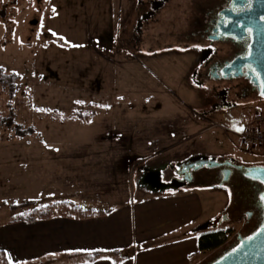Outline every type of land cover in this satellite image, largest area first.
Returning <instances> with one entry per match:
<instances>
[{"label":"rangeland","instance_id":"rangeland-1","mask_svg":"<svg viewBox=\"0 0 264 264\" xmlns=\"http://www.w3.org/2000/svg\"><path fill=\"white\" fill-rule=\"evenodd\" d=\"M191 4L168 2L135 43L148 2L0 0V70L17 76L13 99L0 85V113L12 116L15 127L37 131L19 138L0 125V222L63 198L100 207L138 202L166 189L146 182L148 174L196 157L264 165L262 151L251 152L225 130L251 123L264 112V99L241 98L234 91L237 82L206 76L201 86L193 81L204 45L181 36L192 21ZM217 49L226 56V46ZM224 89L230 90L228 101L237 102L236 108L218 109ZM41 108L47 111H37ZM92 113V119L78 117ZM45 150L64 166V177L87 188L68 191L29 180L27 162L40 160L38 151ZM197 194L205 224L237 206L221 188H200ZM31 197L34 206L24 202ZM238 210L231 220L204 230L231 231L223 247L205 254L204 264L218 259L244 233Z\"/></svg>","mask_w":264,"mask_h":264},{"label":"crops","instance_id":"crops-1","mask_svg":"<svg viewBox=\"0 0 264 264\" xmlns=\"http://www.w3.org/2000/svg\"><path fill=\"white\" fill-rule=\"evenodd\" d=\"M50 153L38 151L40 160L27 162L29 180L38 179L70 191L87 188L71 182L68 174L64 177V166L49 158ZM165 191L138 202L107 207L63 198L55 203L76 201L110 212L84 220L53 217L12 223L9 218L0 222V251L12 264H113L122 257L126 259L119 264H204L208 252L199 250L206 220L197 194L200 188ZM32 200L25 198L24 202L33 205ZM95 253H99L96 260L88 262L87 255Z\"/></svg>","mask_w":264,"mask_h":264},{"label":"flooded vegetation","instance_id":"flooded-vegetation-1","mask_svg":"<svg viewBox=\"0 0 264 264\" xmlns=\"http://www.w3.org/2000/svg\"><path fill=\"white\" fill-rule=\"evenodd\" d=\"M171 0H148L149 10H144L142 16L137 22V27L133 35L135 43L142 40L143 27L150 21H155L158 14L168 5ZM147 2L140 0V3L146 5ZM191 11L193 13L192 21L190 20L186 33L183 36L188 41H193L195 44L204 45L201 48L202 56L199 68L193 74V81L201 86L202 78H212L216 81L237 82L234 85V91L243 99L249 96H257L259 93L257 87L249 75V70L243 68L240 70L231 69V65L237 59L246 57L249 54V44L251 41L250 32L239 37L234 34L228 27L233 23L231 15L238 14L244 11V8L234 6V0H191ZM247 8V6H246ZM245 8V9H246ZM217 45H224L228 48L226 56H221L218 52ZM229 89L221 91L222 103L218 109L228 110L236 108L237 102L228 101ZM217 108V106H216ZM233 160V164H225L226 160ZM219 165L216 167H202L196 169L197 165L188 169L183 164H179L170 169H163L158 175H151L148 182L152 183L154 188L166 187L164 190L184 188L186 187L203 186L207 182H213L210 189L221 188L233 197L237 206L231 213L223 212L222 215H227V220H231L235 212L240 208L239 215L242 214L244 219L243 234H239L236 243L241 239L249 237L254 233L264 222V203L261 200V193H254L246 180L245 168L240 169L238 166L248 167L238 163L231 158L217 159ZM182 166V167H181ZM168 175V177H167ZM159 176L163 183L159 184ZM154 182V183H153ZM237 214V212H236ZM235 245V244H233ZM232 245V246H233ZM231 246V247H232Z\"/></svg>","mask_w":264,"mask_h":264},{"label":"water","instance_id":"water-1","mask_svg":"<svg viewBox=\"0 0 264 264\" xmlns=\"http://www.w3.org/2000/svg\"><path fill=\"white\" fill-rule=\"evenodd\" d=\"M234 6L244 8V11L231 15L233 23L229 25L228 29L239 37L251 29V41L249 54L233 62L231 69L241 71L243 68H247L259 96L264 98V0H234ZM253 68L255 71H252ZM225 164H233V160L228 159ZM194 165H197L196 169L205 166L216 167L219 162L217 159L201 156L192 158L183 164L188 169ZM238 167L245 168V176L253 182L261 184L264 189V165ZM158 179L159 184L162 185L161 177L159 176ZM185 186L183 183L182 187ZM262 196H264V190L261 193ZM261 200L264 203V199ZM224 220H227V215H220L205 224L202 229L217 227ZM211 264H264V222L249 237L241 239L235 248L225 252Z\"/></svg>","mask_w":264,"mask_h":264},{"label":"trees","instance_id":"trees-1","mask_svg":"<svg viewBox=\"0 0 264 264\" xmlns=\"http://www.w3.org/2000/svg\"><path fill=\"white\" fill-rule=\"evenodd\" d=\"M0 85L8 88V93L10 99L14 98L16 91L15 81L17 79L16 75H6L2 73L0 70ZM260 97V96H259ZM262 99V97H261ZM264 99V98H263ZM81 120L92 119L95 117V114L92 113L89 116L80 115L78 116ZM0 125L4 126L9 130H13L15 132V136L19 138H25L27 136H31L36 134V128L32 126L31 128L25 130L21 127L14 126L13 117H5L0 113ZM246 183L249 184V188L253 190L254 193L258 194L262 192L263 186L257 182H253L252 180H246ZM210 181L207 182L203 186H199V188H210ZM198 188V186L194 185ZM259 195V194H258ZM110 212V210H101L95 208H86L72 201H62L54 203L53 205H49L40 209H36L34 212H31L28 215L21 216L15 220H12V223L15 222H35L37 220H48L53 217H65V218H73L78 220L90 219L94 217H100L106 215ZM223 214V213H222ZM231 236V231L221 230V231H213V232H205L199 237V250L201 252H212L221 247H223L229 240ZM232 247H230L226 252L232 250L238 245V242L234 243ZM99 256V253L88 254L87 261L93 262ZM222 256V255H221ZM126 257H122L119 260L115 261V264H119L123 262ZM0 264H12L4 251H0Z\"/></svg>","mask_w":264,"mask_h":264},{"label":"built area","instance_id":"built-area-1","mask_svg":"<svg viewBox=\"0 0 264 264\" xmlns=\"http://www.w3.org/2000/svg\"><path fill=\"white\" fill-rule=\"evenodd\" d=\"M225 130L237 137L250 151L259 150L264 155V112L258 113L251 123H247L240 128H225ZM149 179L150 177L146 178V180Z\"/></svg>","mask_w":264,"mask_h":264},{"label":"snow or ice","instance_id":"snow-or-ice-1","mask_svg":"<svg viewBox=\"0 0 264 264\" xmlns=\"http://www.w3.org/2000/svg\"><path fill=\"white\" fill-rule=\"evenodd\" d=\"M53 12H55V8H53ZM41 27H43V24H41ZM249 32H251V29H249ZM53 36H56L57 34L55 32L52 33ZM59 39L63 40L65 39L64 37H59ZM252 71H255V69L253 68ZM122 99V97H121ZM77 103H81V101H77ZM37 111H41V112H44V111H47L46 109H37ZM242 130V129H240ZM261 199H264V196L261 197ZM113 264H115V262H113Z\"/></svg>","mask_w":264,"mask_h":264}]
</instances>
